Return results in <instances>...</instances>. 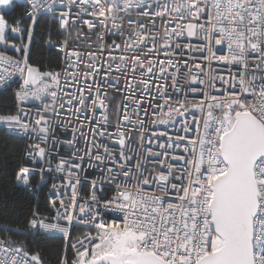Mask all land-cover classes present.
Returning <instances> with one entry per match:
<instances>
[{
  "label": "snow or ice",
  "instance_id": "snow-or-ice-1",
  "mask_svg": "<svg viewBox=\"0 0 264 264\" xmlns=\"http://www.w3.org/2000/svg\"><path fill=\"white\" fill-rule=\"evenodd\" d=\"M8 93L0 264H264V0H0Z\"/></svg>",
  "mask_w": 264,
  "mask_h": 264
},
{
  "label": "trees",
  "instance_id": "trees-1",
  "mask_svg": "<svg viewBox=\"0 0 264 264\" xmlns=\"http://www.w3.org/2000/svg\"><path fill=\"white\" fill-rule=\"evenodd\" d=\"M14 101L11 93L0 95V114L13 112ZM23 147V142L17 139H9L0 134V177L4 175L3 168L6 163H13L14 157ZM11 195V193H9ZM11 211V209H9ZM14 218V217H13ZM60 241L50 239L39 245L45 259V264H57L58 247Z\"/></svg>",
  "mask_w": 264,
  "mask_h": 264
},
{
  "label": "built area",
  "instance_id": "built-area-1",
  "mask_svg": "<svg viewBox=\"0 0 264 264\" xmlns=\"http://www.w3.org/2000/svg\"><path fill=\"white\" fill-rule=\"evenodd\" d=\"M14 101V100H13ZM14 110H15V103H14V107H13V112H14Z\"/></svg>",
  "mask_w": 264,
  "mask_h": 264
}]
</instances>
